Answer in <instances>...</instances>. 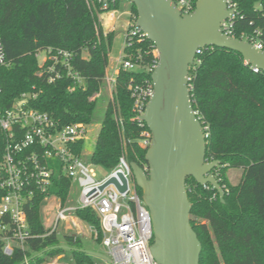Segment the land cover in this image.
I'll list each match as a JSON object with an SVG mask.
<instances>
[{"label": "trees", "instance_id": "1", "mask_svg": "<svg viewBox=\"0 0 264 264\" xmlns=\"http://www.w3.org/2000/svg\"><path fill=\"white\" fill-rule=\"evenodd\" d=\"M126 2L137 20V8L130 0H108V9L123 11ZM231 2L238 8L232 35L261 43L264 48V0ZM105 10L97 0H0V39L7 55V64L0 66L2 103L9 106L22 92L35 90L38 97L33 107L53 115L61 126L91 124L102 100L94 96L106 86L116 36L114 30H104L99 15ZM48 49L71 52V67L84 82L79 84L66 75L50 82L46 72L41 74L44 67L36 53ZM124 52L135 57L141 53L142 65L158 60L156 47L148 38L124 47ZM145 78L151 79L152 72L119 66L93 153L84 158L85 140L76 147L86 162L111 171L125 156L130 164L138 163L148 171L149 146L142 145V132L150 129L132 119L129 89L132 80ZM188 83L207 136L206 157L220 160L214 174L225 190L221 198L212 185L187 178L191 223L203 247L200 264H264V71L256 70L239 52L205 47L190 67ZM231 168L242 170L237 184L228 178ZM71 185V179L56 170L49 192L35 196L26 206L35 236L24 248L15 246L12 254L4 251L0 238V264H45L59 255L69 256L72 264H95L93 256L83 250L98 249L88 247L85 238L74 233H48L45 225L46 197L56 194L65 204ZM138 191L142 195L140 188ZM2 195L0 187V199ZM76 216L93 228L97 234L93 242L101 246L104 234L97 212L83 208Z\"/></svg>", "mask_w": 264, "mask_h": 264}, {"label": "built area", "instance_id": "2", "mask_svg": "<svg viewBox=\"0 0 264 264\" xmlns=\"http://www.w3.org/2000/svg\"><path fill=\"white\" fill-rule=\"evenodd\" d=\"M97 1L103 4L110 19L117 18L116 10L108 9V0ZM174 2L182 15L194 12L196 7L194 0ZM228 2L229 8L236 7L231 0ZM235 15L236 13L222 24L223 31L232 37ZM128 23L124 47L131 48L136 41L140 42L147 36L131 14ZM253 43L257 48L264 50L261 43ZM36 55L40 66L44 67L41 74L46 72L50 82L65 75L72 77L79 84L84 82V78L71 67V52L62 49L54 52L48 49L40 50ZM156 55L158 60L142 65L141 53L136 57L125 53L119 66L134 70L145 69L153 73L159 62L158 52ZM6 64V49L0 39V66ZM118 71L119 69L116 72ZM116 76V73L110 75L107 69L106 84L112 86ZM129 89L133 98L132 119L144 126L146 123L142 116L154 92L153 79L132 80ZM99 95L100 93L96 94L94 98ZM37 97L38 92L35 90L22 92L9 106L4 105L0 98V187L3 190L0 199V238L4 241V251L12 254L15 246L24 248L26 241L35 236L29 228L26 206L35 196L49 192L53 185L54 173L61 169L72 181L70 196L74 183H78L80 195L76 202H72L69 197L65 204L56 194L46 197V205L50 204L51 198L57 200L54 206L47 208L52 210L55 207V214L50 215L49 211H44V214L52 216L47 219L49 224H45L48 233H67L64 232L66 225H78L80 219L76 216V211L91 208L101 218L104 234L102 245L106 250L101 252L111 258V264H160L150 251L154 239L152 216L138 191L127 158L121 156L117 166L109 171L106 177L99 178L94 165L86 162L83 156L76 152L80 141L86 140L89 124L75 122L61 126L53 115L33 107ZM142 136V145L150 146L151 131L144 130ZM112 177H115L120 185H123L125 180L127 189L121 192L113 183L101 189ZM5 218H8V221H5Z\"/></svg>", "mask_w": 264, "mask_h": 264}, {"label": "water", "instance_id": "3", "mask_svg": "<svg viewBox=\"0 0 264 264\" xmlns=\"http://www.w3.org/2000/svg\"><path fill=\"white\" fill-rule=\"evenodd\" d=\"M130 1L137 8V25L154 43L159 56L152 73L154 92L142 116L152 134L146 154L149 168L131 164L152 216L150 251L160 264H200L203 247L191 223L187 178L212 185L221 198L225 190L214 174L220 160L206 157L207 136L188 83L190 67L200 49L215 46L241 53L248 63L264 71V50L223 31V22L238 11L237 7L229 8L228 0H197L194 12L187 15H182L174 0ZM111 183L121 192L127 189L126 181L120 185L115 177L101 189ZM83 251L111 262L101 251Z\"/></svg>", "mask_w": 264, "mask_h": 264}, {"label": "rangeland", "instance_id": "4", "mask_svg": "<svg viewBox=\"0 0 264 264\" xmlns=\"http://www.w3.org/2000/svg\"><path fill=\"white\" fill-rule=\"evenodd\" d=\"M124 7H125L124 11H126V13H121L122 11L116 12L117 18L115 21V28L111 27L112 30L116 32V36L113 43V49L110 53V62L108 67V72L112 76L119 69V63L122 60V58L125 56V52H124L125 32L129 26L128 22H129L130 14L132 15V13L130 11L131 10L130 2H126L124 4ZM102 14L104 17L108 15L106 11L103 12ZM113 88H114V84H112V86L106 84L104 90L100 92L99 96H97L98 98L102 99L101 105L98 109V112L96 113L94 121L88 126V133L85 140V146L83 148L84 158L92 154L95 149L96 141L101 129L104 109L106 104L112 99ZM94 168L99 178H104L109 174V170L102 166L94 165ZM241 174H242L241 169L231 168L228 171V178L232 184H237L241 179ZM79 195H80V187L78 183H74L71 190V196H70L71 201L76 202L79 199ZM56 203L57 200L55 198H51L50 204H47L43 208V212L49 211L50 215L55 214L57 212V209L55 207L52 210H47V208H49L50 206L51 207L54 206ZM51 217L52 216H48L47 214H44V220L46 225L49 224L50 222L47 221V219L48 218L50 219ZM64 232L78 234L86 239V245L88 247L96 248L98 249V251H103V252L106 251L102 244L101 246H99L93 242L94 238L97 237V234L95 233L93 228H91L88 224L84 223L82 220H79L78 225L76 227H72V226L69 227L68 225H66ZM93 260L95 264H111V262H107L104 259L97 256H93ZM45 264H72V263L69 260V256L64 257V255H59L55 258L49 259Z\"/></svg>", "mask_w": 264, "mask_h": 264}, {"label": "crops", "instance_id": "5", "mask_svg": "<svg viewBox=\"0 0 264 264\" xmlns=\"http://www.w3.org/2000/svg\"><path fill=\"white\" fill-rule=\"evenodd\" d=\"M120 10H116V12H119ZM121 13H126V11H122ZM100 20H101V22H102V24H103V27H104V30L105 31H109V30H112V28L111 27H114L115 28V21H116V18L114 19V20H112V19H110V16L109 15H107V16H103V14L101 13L100 14ZM111 28V29H110ZM113 28V29H114ZM109 29V30H108ZM116 74H117V72H116Z\"/></svg>", "mask_w": 264, "mask_h": 264}]
</instances>
